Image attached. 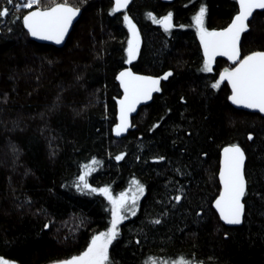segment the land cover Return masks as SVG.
Wrapping results in <instances>:
<instances>
[{
	"label": "trees",
	"instance_id": "trees-1",
	"mask_svg": "<svg viewBox=\"0 0 264 264\" xmlns=\"http://www.w3.org/2000/svg\"><path fill=\"white\" fill-rule=\"evenodd\" d=\"M238 1L132 0L117 11L112 0H40L35 8L63 2L82 9L57 47L30 38L23 16L31 8L22 0H0V10L8 9L0 17L1 257L50 264L80 256L111 226L108 200L91 189L119 193L136 178L145 193L135 215L119 225L107 264H147L151 257L264 264V116L233 106L226 82L212 87L236 64L216 59L211 72L203 71L193 21L203 7L207 29H223ZM169 13L167 30L154 22ZM125 15L140 34L131 62ZM259 50L264 9L239 38L240 57ZM128 66L172 75L132 117L128 134L117 137L118 74ZM231 144L245 150L247 161L245 217L234 227L213 206L221 150ZM89 164L93 171L81 181Z\"/></svg>",
	"mask_w": 264,
	"mask_h": 264
},
{
	"label": "snow or ice",
	"instance_id": "snow-or-ice-1",
	"mask_svg": "<svg viewBox=\"0 0 264 264\" xmlns=\"http://www.w3.org/2000/svg\"><path fill=\"white\" fill-rule=\"evenodd\" d=\"M12 3V0H8ZM40 0H27L22 6L24 8H32L38 5ZM129 0H116V9L125 7ZM240 11L234 18L230 26L224 31L209 32L203 27V17L205 9L202 7L199 13L194 17L198 27L201 43L204 46V55L206 57L203 71H212V60L216 55L227 56L230 60L239 59L238 41L240 34L247 29V21L252 16L254 9H264V0H239ZM79 9L67 6V4H56L54 7L40 11H32L23 17L24 26L28 32L41 40H54L57 44L64 39L73 18L77 15ZM8 15V9L0 10V17ZM125 21L133 29L135 33V25L131 23L129 17L125 15ZM154 22L161 23L167 30L171 26V13L162 20ZM138 46L134 47L132 41H129L128 58L129 62L135 58ZM172 73L165 74L161 79H167ZM118 79L124 87L125 98L120 103V124L117 125V135L127 129L128 113L135 110V106L141 99L151 98L152 92L160 91L159 79L151 77L136 76L131 71H123L119 74ZM227 80L232 87V96L230 97L233 104L242 105L247 108L258 109L264 112V52H255L247 57L239 60L238 66L229 71L225 70L220 74L218 82L212 85L218 88L220 82ZM251 138V137H250ZM244 153L239 146L233 145L224 149L223 167L220 172V180L223 184V191L215 202L220 218L227 224H240L244 205L241 199L245 194V178L243 174ZM117 160L122 159L121 156L116 157ZM93 164L97 161L93 160ZM90 170H92L90 168ZM88 173H85L87 175ZM81 181L85 180V176L80 177ZM136 185V193L144 192L143 186L138 181H133ZM84 187H89L87 183ZM91 191H99L108 196L112 204V221L111 228L99 235L93 237L91 244L87 250L80 256L63 262V264H107L108 262V246L118 235L117 225L127 216L123 213L131 212L135 215V207L138 199L137 194L131 197V206L128 205L127 193H121L118 198H112L108 188L91 189ZM177 200L180 197H176ZM154 223H160L159 220ZM0 264H8L6 260L0 259ZM155 264V262H153ZM180 264H187L181 261Z\"/></svg>",
	"mask_w": 264,
	"mask_h": 264
},
{
	"label": "water",
	"instance_id": "water-1",
	"mask_svg": "<svg viewBox=\"0 0 264 264\" xmlns=\"http://www.w3.org/2000/svg\"><path fill=\"white\" fill-rule=\"evenodd\" d=\"M162 1H164V2H166V3H170V2H173V1H175V0H162ZM112 2H114V8L116 9V0H112ZM132 3V0H129V3L125 6V7H121L119 10H117V11H123V10H125L130 4ZM57 4H66V3H63V2H60V3H57ZM56 4H54L53 6H51V7H54ZM67 6H69V7H73V8H75V9H79V12L77 13V15L73 18V20H72V23L70 24V26H69V28H68V32L66 33V35H65V37H64V39L62 40V42L61 43H59V44H57L54 40H41V39H39V38H37V37H33L29 32H28V29L24 26V23H23V27L26 29V31H27V33H29V36H30V38L31 39H33V40H35V41H37V42H42V43H47V44H53V45H55V46H57V47H62L65 43H66V41H67V39H68V36H69V34L71 33V31H72V29H73V25L81 18V16H82V9L81 8H78V7H75L74 5H70V4H67ZM51 7H49V8H51ZM49 8H47V9H49ZM238 8H239V11H240V5H239V1H238ZM37 10H40V11H43V10H46V9H42V8H36V9H32V10H30V11H28L27 12V14L28 13H30V12H32V11H37ZM258 10H261V9H254L253 10V13H252V16L251 17H249V19H248V21L246 22L247 23V25H248V23L253 19V16L255 15V13L256 12H258ZM239 11L236 13V15L234 16V18L239 14ZM27 14H25V15H27ZM24 15V16H25ZM23 16V17H24ZM234 18H233V20H234ZM232 20V21H233ZM232 23V22H231ZM231 23H229L225 28H223V29H217V30H215V32H220V31H224L225 29H227L229 26H230V24ZM245 32V31H244ZM244 32H242L241 34H240V36H242V34L244 33ZM238 49H239V41H238ZM255 52H264V50H259V51H254V52H251V53H249L248 55H251L252 53H255ZM247 55V56H248ZM247 56H245V57H247ZM245 57H240V51H239V59H237V60H230L227 56H221V55H216L215 57H214V61H216V59H225L226 61L228 60V61H230L231 63H235L236 65L235 66H233V67H227V68H224L221 72H220V74L221 73H223L226 69L227 70H229V71H231V70H233V69H235L237 66H238V64H239V60H242L243 58H245ZM123 71H131L134 75H136V76H142V77H151V78H153V79H159L160 80V83H159V86H160V84H161V78L160 77H156V76H153V75H148V74H144V73H138V72H136V71H134V69L132 68V67H130V66H128V67H126V68H124V69H122L120 72H119V74L121 73V72H123ZM119 74H118V77H119ZM224 82H226L228 85H230V89H231V93L229 94V101H230V103L233 105V106H235L236 108H238V109H244V110H247V111H249V112H257V113H259L261 116L263 115L264 116V112H260L258 109H253V108H247V107H244V106H242V105H237V104H233L232 103V101H231V99H230V97L232 96V87H231V84L227 81V80H224ZM120 88L122 89V95H121V97L117 100L118 101V105H117V112H118V116H117V119H118V125L120 124V103H119V101H121V100H123L124 98H125V91H124V87H123V85L121 84V81H120ZM158 92V91H157ZM157 92H152V94H151V98H149V99H141L140 100V102L139 103H137L136 104V106H135V110L134 111H131V112H129L128 113V116H127V120H128V127H127V129L125 130V131H122L119 135H117V132H116V129H117V127H116V129H115V131H114V134H116L117 135V137H121V136H125L126 134H128L127 132L130 130V128H131V125H132V117L133 116H135L138 112H139V109L141 108V106H143V105H147V104H150L151 102H152V98H153V96L157 93ZM231 146H233V144H231V145H228V146H225L224 148H222V150H221V155H220V168H219V183L221 184V190H220V192H219V196H220V194H221V192L223 191V184H222V182H221V180H220V172H221V169H222V167H223V161H224V149L225 148H228V147H231ZM236 146H239V145H236ZM240 147V149L243 151V153H244V164H243V174H244V178H245V192H246V190H247V183H246V172H245V166H246V152H245V150H243V148H241V146H239ZM245 195L246 194H244V196L242 197V199H241V203L244 205V198H245ZM219 196L214 200V202H213V206L215 207V202H216V200L219 198ZM215 210H216V212H217V214H218V216L220 217V214H219V211H218V209L215 207ZM244 212H245V205H244V209H243V213H242V216H241V223L240 224H227L225 221H223L221 218V221H222V223H224V224H226V225H228V226H232V227H234V226H239V225H241L242 223H243V221H244ZM63 262H65V261H60V262H53V263H50V264H63Z\"/></svg>",
	"mask_w": 264,
	"mask_h": 264
},
{
	"label": "rangeland",
	"instance_id": "rangeland-1",
	"mask_svg": "<svg viewBox=\"0 0 264 264\" xmlns=\"http://www.w3.org/2000/svg\"><path fill=\"white\" fill-rule=\"evenodd\" d=\"M22 2L26 3L27 0H22ZM56 4H57V3H56ZM53 5H54V4H53ZM53 5H52V6H53ZM37 8H38V7H37ZM39 8H41V7H39ZM32 9H36L35 6H33V8H31L30 10H32ZM42 9H43V8H42ZM30 10H28V11H30ZM28 11H27V12H28ZM26 14H27V13H26ZM204 17H205V13H204ZM204 17H203V27H204V29H206V30L209 31V32H213V31L207 29V27H206V25H205ZM162 19H163V17H162L160 20H162ZM129 20L131 21V23H132L133 25H135V24L132 22V20H131L130 18H129ZM193 21H194V26H195V29H196V31H197L198 37H199V41L201 42V38H200V33H199V30H198V27H197V25H196L194 19H193ZM126 23H127V22H126ZM128 26H129V24H128ZM129 28H130V26H129ZM134 31H135V33L137 34L136 36L133 35V29L130 28V34H131L130 41H132L134 47H137V46H138V50H139V47H140V45H139V44H140V34H139V31H138L136 25H135V29H134ZM201 45H202L203 50H204V46H203L202 43H201ZM137 52H138V51H137ZM137 52H136V54H137ZM135 57H136V55H135ZM213 63H214V60H212V65H211V66L214 65ZM90 168H91V169L93 168V164H89L86 168H85V165H84V167H83V172H82L81 176H82V175L84 176L85 173H87V171L89 172V171H90ZM92 171H93V170H92ZM92 171H91V172H92ZM88 174H90V172H89ZM88 174H87V175H88ZM85 176H86V175H85ZM133 181H138L139 184H140L141 186H143V188H144V192H143L142 194H137V193H136V185L133 183ZM101 188H108V189L110 190V194H111L112 198H118V197L120 196L121 193H127V196H128V205H129V207L131 206V197L133 196V194H137V195H138V199H137V202H136L135 212L137 211V207H138L139 201L142 199L141 197H142V196L144 195V193H145V187H144V185H143L138 179H136V178H133V180H131V181L129 182V184H128V186H127V189H124L122 192H119V193L114 192L113 189H110L109 187H101ZM101 188H100V189H101ZM96 189L99 190L98 188H96ZM97 192H99V191H97ZM99 193H101V192H99ZM104 195H105V194H104ZM105 197H106V199H107L108 202H109L110 210H112V204H111V202H110L108 196L105 195ZM111 212H112V211H111ZM123 214L126 215V216H128V215L132 216L131 212H127V213H123ZM111 221H112V219H111ZM121 222H123V220H122ZM121 222L117 225V229H116L117 231H118V228H119V225L121 224ZM111 226H112V225H111ZM111 226H110L107 230L103 231L102 233L107 232V231L111 228ZM98 235H99V234H98ZM0 259L6 260V261L8 262V264H19L17 261L15 262V261H13V260H10V259H7V258H3V257H1V256H0ZM182 260L185 261V262H187V264H197V263H194V262H189V261H187V260H185V259H183V258H181V259H180V258H178V259H171V258H170V259H167V258H162V257H159V258L151 257V258L148 259L147 264H153V262H155V264H180V262H181Z\"/></svg>",
	"mask_w": 264,
	"mask_h": 264
}]
</instances>
